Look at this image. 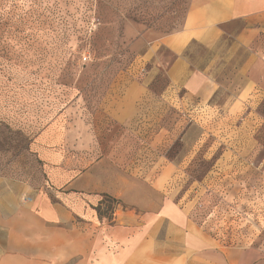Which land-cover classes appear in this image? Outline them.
<instances>
[{
  "label": "crops",
  "instance_id": "crops-1",
  "mask_svg": "<svg viewBox=\"0 0 264 264\" xmlns=\"http://www.w3.org/2000/svg\"><path fill=\"white\" fill-rule=\"evenodd\" d=\"M263 27L264 0H190L182 27L152 42L144 55L153 67L124 83L121 93L112 88L100 111L131 132L149 126L143 118H156L157 171L134 172V160L118 156L117 144L104 155L96 128L92 135L86 127L90 135L77 142L47 143L51 153L38 154L47 167L43 186L0 188V264H246L245 250L215 241L208 221L198 219L200 206L167 189L195 163L208 122L191 121L184 150L169 158L167 110L148 106L163 102L171 111L183 90L195 110L222 117L219 124L237 127L240 136L264 96V49L257 44ZM163 72L168 91L149 92Z\"/></svg>",
  "mask_w": 264,
  "mask_h": 264
},
{
  "label": "rangeland",
  "instance_id": "rangeland-1",
  "mask_svg": "<svg viewBox=\"0 0 264 264\" xmlns=\"http://www.w3.org/2000/svg\"><path fill=\"white\" fill-rule=\"evenodd\" d=\"M189 3L0 0V188L43 186L47 167L38 154L51 153L47 143L77 142L91 131L95 135V128L104 155H111L117 144L118 156L134 160V172L157 171L158 127L151 125L156 118H143L149 126L131 132L100 111L112 88L121 93L124 83L142 79L153 67L155 61L144 55L152 42L182 27ZM257 44L264 49V32ZM168 87L163 72L153 78L149 92L161 94ZM177 95L171 111L163 102L148 106L160 114L167 110V157L184 150L182 137L191 121L208 123L195 163L184 166L167 189L200 206L198 219L208 221L220 246L245 250L246 264H264V96L240 134H246L244 142L237 127L226 128L219 124L222 117L195 110L183 90ZM100 146L93 158L100 155ZM142 159L147 161L143 165Z\"/></svg>",
  "mask_w": 264,
  "mask_h": 264
}]
</instances>
